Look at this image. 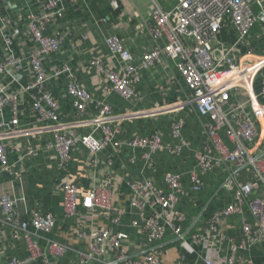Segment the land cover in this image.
I'll return each mask as SVG.
<instances>
[{
    "label": "built area",
    "instance_id": "built-area-1",
    "mask_svg": "<svg viewBox=\"0 0 264 264\" xmlns=\"http://www.w3.org/2000/svg\"><path fill=\"white\" fill-rule=\"evenodd\" d=\"M112 6L117 8L116 2L113 1ZM42 7V15L29 16L27 34L32 49L21 58L0 56V77L12 78L24 63L33 74V79L25 88L21 87L18 94L0 87V172L8 175L15 167L9 163L5 140L22 132L16 117L18 95L33 91L30 110L38 113L42 122L51 121L57 126L59 123V100L48 84L68 74L69 69L64 65L49 75L42 60L56 53L62 44L60 37L45 33V24L60 16L64 7L61 0H46ZM150 14L153 23L147 26L149 33L156 40L164 37L167 43L163 47L155 43L141 57L140 66L147 69L163 60H171L191 94L180 106L192 107L199 116L211 119L210 123L202 125L205 140L202 150L196 154L197 170L188 176L189 191L194 196L200 194L205 186L204 177L218 168L225 175L221 189L226 197L231 194L232 200L215 209L205 220L203 210L198 217L200 228H194L186 237L187 217L177 207L185 194L181 175L169 173L165 176V192L149 182H127L128 203L135 214L131 227L146 237L143 255L132 258L128 253L130 237L124 232L113 231L114 226H119L123 213L115 212L111 191L97 185L84 188L77 180L64 176L59 183L63 213L66 218L75 220L78 238L87 246V253H79V263L70 264H163V243L169 236L185 251L179 256V264H214L206 257L200 258V263L191 262L187 254L199 256L198 247L208 248V245L222 249L223 243L229 246L224 264H254L251 254L256 248L262 249L264 255V195L257 193L259 188L264 191V151L258 150V123L264 118V52L256 55L249 51L242 58H236L234 52L238 45L246 43L255 27L259 30L257 38L263 40L264 50V0H174L168 10H162L153 0ZM227 26L237 33L236 43L229 48L217 43L218 35ZM106 45L110 55L120 63L121 72L113 71L98 60L90 64L106 80L110 91L129 101L136 95L135 86L139 82L133 65L135 58L116 36L107 38ZM257 79L260 82L258 94L253 91ZM66 95L72 100L79 119L90 106L95 116L90 120L92 132L87 136L69 137L63 130L55 133L53 148L57 152L59 171L64 174L78 144L94 156L107 147L118 153L124 145L115 140L117 130L108 105L93 104L87 90L74 81L68 82ZM8 107H11L13 118L7 122L4 113ZM98 130L101 138L94 135ZM180 131L181 124L174 122L172 136L179 138ZM127 146L143 151L147 162L162 149L172 155H178L181 150L180 146L164 147L157 134L135 137ZM239 171H246L250 179L241 181ZM16 203L17 200L8 194L0 196V224L14 237L18 234L23 237L27 258H9L7 264H49L50 258L64 260L72 249L50 237L56 222L54 215L33 211L24 219L17 212ZM96 212L105 213L113 228L86 231L82 221ZM230 217L240 219L242 240L239 243L223 232L222 224ZM2 256L0 250V261Z\"/></svg>",
    "mask_w": 264,
    "mask_h": 264
},
{
    "label": "crops",
    "instance_id": "crops-1",
    "mask_svg": "<svg viewBox=\"0 0 264 264\" xmlns=\"http://www.w3.org/2000/svg\"><path fill=\"white\" fill-rule=\"evenodd\" d=\"M44 1L46 0H0V56L21 58L32 49L27 34L29 16L42 15ZM113 1L117 8L112 6ZM155 3L162 10H168L174 0H155ZM61 4L64 7L63 13L45 24V33L60 37L62 44L56 53L42 60L49 75L64 65L69 69L68 74H62L48 84L59 100V123L57 126L51 121L42 122L38 113L30 110L33 91L18 95L16 117L22 132L5 140L9 163L15 168L10 175L0 172V196L8 194L17 200L16 210L24 219L33 211L51 212L56 222L50 237L69 246L72 252L64 260L50 258L49 264H70L79 263V253H87V246L78 238L75 220L64 216L59 188L61 178H73L84 188L95 185L107 187L111 191L115 212L123 213L119 226L113 228L107 215L102 212L93 213L82 224L86 231L113 228L114 232L126 233L131 240L129 255L139 258L145 250L146 237L131 227L135 214L129 207L130 195L125 186L127 182H149L165 192V176L169 173L181 175L185 194L180 197L177 207L187 217L184 224L186 237L194 228H200L198 217L208 205L214 204L218 209L231 202L232 195L226 197L221 189L225 175L218 168L204 177L205 186L200 194L194 196L189 191L188 176L197 170L196 154L202 150L205 140L202 125L210 123L211 119L199 116L192 107L180 106L191 94L171 60H163L161 64L147 69L140 66L141 57L155 43L160 47L167 43L164 37L156 40L147 28L153 23L150 14L153 0H61ZM258 35L259 30L255 27L246 43L237 46L234 56L242 58L249 51L256 55L263 54V40L257 38ZM112 36L118 37L135 58L133 65L139 82L135 86L136 95L129 101L110 91L106 80L90 64L92 60H98L113 71L121 72L120 63L110 55L106 45V39ZM236 41L237 33L231 26L225 27L217 37V43L226 48ZM31 79L33 74L24 63L12 78L0 77V87L11 94H18L21 87L25 88ZM71 81L87 90L93 104L101 103L110 107L115 121L113 126L117 130L115 140L124 142V145L118 153L107 147L94 156L78 144L72 151L71 162L64 174L59 171L57 152L53 148L55 133L64 131L74 138L87 136L92 132L90 120L95 116L92 106L80 119L75 115L72 100L66 95L67 84ZM253 87V91L258 94V79ZM12 118L13 112L8 107L4 120L8 122ZM174 122L181 124L177 139L172 136ZM258 133V150L264 151V118L258 123ZM151 134L159 135L164 147L180 146V153L172 155L162 149L147 162L143 158V151L127 146L133 138ZM94 135L96 138L102 137L99 130ZM30 151L31 154H28ZM238 174L241 181L250 179L246 171H239ZM257 193L264 195L261 188ZM199 203L203 207L196 212ZM244 214L251 222L249 212L245 210ZM222 225L223 232L233 236L236 243L242 240L239 217L227 218ZM221 246L223 250L216 245L198 247L199 256L187 254L188 260L200 263V258L206 257L214 264H224L229 246L227 243ZM0 250L3 254L0 264H7L9 258H27L23 237L19 234L14 237L1 224ZM162 251L163 264H179V256L185 252L171 236L166 238ZM251 255L254 264H264L262 249L256 248Z\"/></svg>",
    "mask_w": 264,
    "mask_h": 264
},
{
    "label": "trees",
    "instance_id": "trees-1",
    "mask_svg": "<svg viewBox=\"0 0 264 264\" xmlns=\"http://www.w3.org/2000/svg\"><path fill=\"white\" fill-rule=\"evenodd\" d=\"M203 207V204H198V209L196 212L200 211V209ZM215 206L214 204H210L208 205V207L202 212V218L203 220L209 218L211 216V214L215 211ZM40 264V263H38Z\"/></svg>",
    "mask_w": 264,
    "mask_h": 264
}]
</instances>
